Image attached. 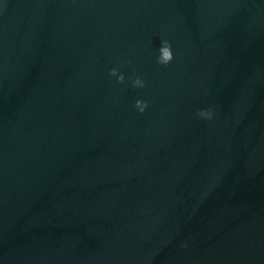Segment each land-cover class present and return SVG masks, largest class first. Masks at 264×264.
<instances>
[{"label": "water", "instance_id": "obj_1", "mask_svg": "<svg viewBox=\"0 0 264 264\" xmlns=\"http://www.w3.org/2000/svg\"><path fill=\"white\" fill-rule=\"evenodd\" d=\"M0 264H264V0H0Z\"/></svg>", "mask_w": 264, "mask_h": 264}, {"label": "clouds", "instance_id": "obj_2", "mask_svg": "<svg viewBox=\"0 0 264 264\" xmlns=\"http://www.w3.org/2000/svg\"><path fill=\"white\" fill-rule=\"evenodd\" d=\"M159 55L156 58V62L159 65L167 66L169 65L173 59H174V53L172 50L171 42L164 39L161 40L160 47L158 49ZM127 63H131V61H127ZM109 75L116 78L117 83H124L125 82V74L122 73L118 68H112L109 71ZM131 81V86L133 88L142 89L146 87V81L137 73H133L131 77H129ZM134 108L139 113H144V111L148 107V101L143 99H136L134 102ZM197 116L201 119L211 120L214 116V110L213 109H207V110H198Z\"/></svg>", "mask_w": 264, "mask_h": 264}]
</instances>
